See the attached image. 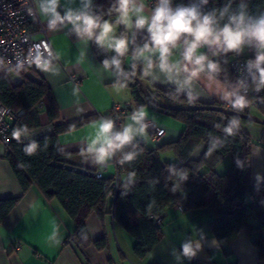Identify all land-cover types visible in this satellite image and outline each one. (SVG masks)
<instances>
[{
    "label": "trees",
    "instance_id": "obj_1",
    "mask_svg": "<svg viewBox=\"0 0 264 264\" xmlns=\"http://www.w3.org/2000/svg\"><path fill=\"white\" fill-rule=\"evenodd\" d=\"M114 3L115 0H93L94 10L99 16L114 15L115 11L109 14V9ZM191 4L199 5L205 12L219 10L228 5H231L230 12H236L240 5H246L247 12L252 16L264 13V0H209L206 5L201 4V0H172L173 7ZM225 22L227 17L221 21V25ZM119 28V33L124 37V28L121 26ZM147 42L146 28L137 29L134 26L130 46L123 56L110 55L99 46L95 53L103 63L109 62L108 67L117 70L118 82L130 89L134 110L151 105L177 117L184 123V129L177 140L163 144L157 149L150 150L144 143L133 139L122 150H117L114 156L122 158L120 173L126 177L124 179L120 177L119 189L114 198L109 195L112 187L111 176L103 174L97 178L94 174L97 169L94 167L66 163V154L62 151L57 138L60 132L77 128L88 119L54 125L52 134L39 139H27V134L40 125L39 104L43 100L48 104L47 116L50 122H55L60 117L53 92L45 80L27 76V69L15 71L21 78L18 83H13L9 75L0 72V103L10 107L14 115L9 128L10 140L5 155L13 167L22 194L35 185L47 199L59 200L64 212L75 224L73 235L82 247L91 243L84 223L86 217L95 211L103 218L109 210L113 221L119 223L135 238L134 255L144 258L156 246L162 235L161 224L157 225L154 218L161 215L167 205H181L183 210L207 208L213 216L209 229L221 244L226 241L228 235L245 228L247 236L258 250V257L264 260V184L261 187L252 184L251 171L245 166V162L250 155L253 142L249 133L241 127V123L253 122L242 115L251 114L252 110L257 109L264 114V106L255 109L251 105L255 98L252 91L259 84L260 72L254 67L253 77L249 82H242L230 69L233 59H250L254 64L255 48L250 47V54L220 52L213 55L214 52H218L213 50H206L204 53L218 64V70L213 76L224 83L233 94L231 104L225 106L215 101L204 104L173 86L158 85L149 81L143 73L144 63L141 61L134 60L131 66L127 67L126 57L134 56ZM177 46L184 47L182 40ZM113 59L121 61L119 68L111 63ZM154 61L151 60L152 64ZM122 71L129 72L130 76ZM131 76L141 80L148 93ZM244 86L248 87V93H241ZM260 88L264 89V86ZM237 97H243L247 101L242 110L233 106ZM156 102L181 107L213 105L229 108L237 114L203 108L171 110L159 107ZM125 109L131 111L128 106ZM108 119L110 115L104 117V120ZM234 119L239 123L233 126L234 135L228 136L223 129ZM17 130L21 132L19 139L13 135ZM112 131L121 132L120 125H114ZM199 142H203L205 148L200 158L194 159L191 153ZM214 142L218 146L213 147ZM32 143H35L37 148L29 155L25 148ZM164 149H171L176 161H162L159 154ZM128 153L134 154V158L124 161L123 157ZM226 155L230 156L231 165L224 174L219 175L214 167ZM237 161L241 162L240 166ZM184 176L186 179H183ZM20 197L21 195L0 199V223L9 216ZM251 219L253 221L249 223ZM92 243L102 249L106 247L107 239L102 237ZM150 264L165 263L157 260ZM187 264H200V260L189 258Z\"/></svg>",
    "mask_w": 264,
    "mask_h": 264
},
{
    "label": "crops",
    "instance_id": "obj_2",
    "mask_svg": "<svg viewBox=\"0 0 264 264\" xmlns=\"http://www.w3.org/2000/svg\"><path fill=\"white\" fill-rule=\"evenodd\" d=\"M149 1L151 0H138L144 4L143 15L148 17L153 10L149 7ZM35 7L39 20L47 29L56 58L49 66L38 64L28 70L26 75L47 82L58 105L60 117L51 123L47 116V101L43 100L39 104L40 125L27 134V139H39L52 134L54 125L88 119L77 128L58 134L62 151L66 154L65 162L76 166L94 167L101 170L102 174L111 176L115 171L114 155L101 164L95 161V153L89 152V149L99 134L100 123L104 121V117L110 115L113 105L130 108L131 111H124L120 129L123 131L129 124L135 129L143 126V133L136 134L134 140L144 143L150 150L179 138L184 123L151 105L134 110L130 89L122 86L117 80L116 71L105 67L99 59L94 50L93 39L79 34L72 23L63 19L69 12L79 13L85 10L97 15L93 0H57L55 13L60 19L51 11H46L50 7V0H36ZM135 18L136 13L131 9L126 18L119 16L116 25L118 30H113L109 35L119 38V27H123L129 48ZM97 46L110 55L117 54L106 45L96 43ZM183 50L182 46H176L172 50L168 58L169 66L183 62ZM206 50L218 51L214 46H204L198 49V54H204ZM254 52L257 55L256 49ZM241 53L250 54V47H245ZM134 60L144 63L143 73L151 82L173 86L204 104L215 101L229 106L232 102L233 94L214 76L209 79L201 73L193 78L191 83H185L186 73L177 74L174 69L169 71L159 67L158 52L146 53L142 57L127 56L126 66L130 67ZM149 60H155L151 68L148 67ZM260 67H264V64ZM9 76L13 83L21 80L16 72ZM141 111L146 115L137 123L132 117ZM256 111L261 112L258 109ZM149 120L164 127L162 137L153 138L149 134L145 123ZM241 127L249 133L253 142L245 166L250 168L252 184L261 187L264 184V124L246 121L241 123ZM204 148L205 144L199 142L191 157L200 158ZM6 151L7 145L0 143V199L20 195L21 197L9 216L0 223V264H150L157 260L165 264H187L189 257L183 255L182 247L186 243L192 245L196 251L193 258L200 260V264H264L245 228L228 235L226 241L221 244L209 229L213 216L207 208L180 210L176 205H167L161 212V238L144 258L134 255L135 238L119 223L113 221L108 207V212L103 218L95 211L86 217L84 223L91 243L82 247L73 235L75 224L64 212L59 200L47 199L35 185L22 194L13 167L5 155ZM159 157L162 161H176L171 149H164ZM230 165L231 158L226 155L216 164L214 170L222 175ZM120 177L124 179L126 176L122 173ZM251 221L253 219L249 223ZM102 237H106L107 243L105 248L99 249L92 242ZM197 243L201 245L198 250Z\"/></svg>",
    "mask_w": 264,
    "mask_h": 264
},
{
    "label": "clouds",
    "instance_id": "obj_3",
    "mask_svg": "<svg viewBox=\"0 0 264 264\" xmlns=\"http://www.w3.org/2000/svg\"><path fill=\"white\" fill-rule=\"evenodd\" d=\"M209 0H201V4L206 5ZM57 0H50V7L46 11L55 13ZM87 9V3L85 5ZM231 5L222 9H214L205 12L197 4L188 6L178 5L173 7L172 0H157L150 17L143 15L144 4L138 0H115V3L109 9V14L113 11L119 14L121 18H126L131 9L136 13L134 26L137 29H145L148 33V42L143 48L135 53L136 57L145 56L146 53L158 52L160 57L159 67L165 70H175L177 74L186 73L185 83H191L193 78L198 77L201 73L212 79L213 74L218 70V64L210 60L204 54H198V49L214 46L218 52L225 54L229 52L241 53L245 47H254L257 55L253 64L260 72L259 84L257 88L264 86V13L259 16H252L246 10V5H240L236 12H230ZM227 17V22L221 25ZM72 23L79 34L87 36L89 39H95L96 43L101 46L114 50L118 56H123L128 51L129 41L126 37L110 36L113 32L112 23L103 20L101 16L94 15L90 11H81L79 13L69 12L63 18ZM182 40L184 45L183 62L169 66L168 58L172 50ZM105 67L109 62L105 61ZM117 68L120 67L121 61L113 59L111 61ZM152 62L149 60L148 67L151 68ZM146 74V73H145ZM247 101L243 97H237L234 101V107L243 109ZM146 115L144 111L134 115L132 119L139 123ZM239 121L234 119L231 124L224 128L226 135H234L233 126L238 125ZM114 121L111 119L104 120L99 125V134L92 141L89 152L95 153V161L104 164L111 159L117 150H122L130 144L134 136L143 133V126L135 129L131 124L126 125L123 131L113 133ZM13 135L19 139L21 132L15 131ZM222 143V142H221ZM98 145V146H97ZM213 147L218 146L213 143ZM37 148L35 143L25 148L29 155L33 154ZM134 154L128 153L123 157L124 161H130ZM123 162V161H122ZM238 166L241 162L237 161ZM186 179V176L183 177ZM183 255L189 258L196 256V251L191 244H183ZM201 245L196 244V249Z\"/></svg>",
    "mask_w": 264,
    "mask_h": 264
},
{
    "label": "built area",
    "instance_id": "obj_4",
    "mask_svg": "<svg viewBox=\"0 0 264 264\" xmlns=\"http://www.w3.org/2000/svg\"><path fill=\"white\" fill-rule=\"evenodd\" d=\"M35 1L0 0V72L3 71L7 75H11L17 70H29L38 64L49 66L56 58L47 29L39 20ZM156 3L157 0L149 1V7L154 8ZM230 69L242 82H249L255 73L252 61L245 58L233 59ZM248 92L246 86L241 89L243 94ZM252 93L255 96L251 103L252 107L256 109L264 106V89L256 86ZM124 114V108L115 104L110 111V119L114 121V125H119ZM13 117L11 108L0 103V143L4 145L9 144V128L14 120ZM145 123L153 138L162 137L163 126L152 120ZM113 161H115V171L111 175L112 187L109 192L112 198L119 189L120 171L123 165L120 157L114 156ZM94 174L97 178L103 176L101 170H97ZM178 208L183 210L181 205H178ZM154 219L157 225L163 222L162 215H158Z\"/></svg>",
    "mask_w": 264,
    "mask_h": 264
},
{
    "label": "water",
    "instance_id": "obj_5",
    "mask_svg": "<svg viewBox=\"0 0 264 264\" xmlns=\"http://www.w3.org/2000/svg\"><path fill=\"white\" fill-rule=\"evenodd\" d=\"M114 15L118 14L116 12H113ZM108 15V14H107ZM107 15H103L101 16L102 19H106L107 18ZM94 41V50L96 52L97 50V47H96V41L95 39H93ZM105 64V63H104ZM115 71H117L116 69H114ZM124 74L130 76L129 72L127 71H122ZM131 78L133 80H136L140 86L147 92V88L145 87V85L143 84V82H141V80H139L138 78L134 77V76H131ZM148 93V92H147ZM156 104L160 107H163V108H167V109H185V108H203V109H213V110H217V111H223V112H227V113H230V114H237L235 111H232L231 109L229 108H223V107H216V106H213V105H209V106H206V105H197L195 107H188V106H185V107H181V106H176V105H169V104H166V103H163V102H156ZM243 118H248L250 120H252L253 122H256V123H261V124H264V119H261L260 117H255L253 116L252 114H246V115H242Z\"/></svg>",
    "mask_w": 264,
    "mask_h": 264
},
{
    "label": "rangeland",
    "instance_id": "obj_6",
    "mask_svg": "<svg viewBox=\"0 0 264 264\" xmlns=\"http://www.w3.org/2000/svg\"><path fill=\"white\" fill-rule=\"evenodd\" d=\"M119 19V15H112L109 16L106 20L110 21L112 23L113 26V30L116 32L118 29L116 28L117 22ZM119 37H122L121 34L118 32ZM252 115L256 116V117H264V114H262L259 111L256 110H252L251 112ZM262 119V118H261ZM258 124V123H257ZM261 124V123H260Z\"/></svg>",
    "mask_w": 264,
    "mask_h": 264
}]
</instances>
